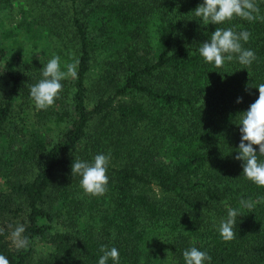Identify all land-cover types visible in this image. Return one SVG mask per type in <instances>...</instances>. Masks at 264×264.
Here are the masks:
<instances>
[{
    "label": "trees",
    "instance_id": "1",
    "mask_svg": "<svg viewBox=\"0 0 264 264\" xmlns=\"http://www.w3.org/2000/svg\"><path fill=\"white\" fill-rule=\"evenodd\" d=\"M31 1L0 0V255L98 264L106 245L119 264H185L196 247L211 256L206 264H264V187L234 159L238 123L264 84V0L254 21L218 25L195 15L203 0ZM216 28L251 34L241 41L255 53L250 67L204 61L199 48ZM54 56L77 77L38 110L30 88ZM91 73L108 94L88 105ZM51 121L64 122L60 133ZM97 154L110 155L109 182L92 197L71 165ZM242 199L256 202L253 212ZM229 208L243 215L226 242L218 228ZM17 224L29 242L19 250Z\"/></svg>",
    "mask_w": 264,
    "mask_h": 264
},
{
    "label": "clouds",
    "instance_id": "2",
    "mask_svg": "<svg viewBox=\"0 0 264 264\" xmlns=\"http://www.w3.org/2000/svg\"><path fill=\"white\" fill-rule=\"evenodd\" d=\"M259 12L255 0H203L195 9V15L200 17L205 25L222 24L240 17L248 21H254ZM250 33L246 30L239 33L231 28H216L212 32L211 38L202 43L199 53L207 63H214L216 67H222L226 61L231 62L234 58L238 60L244 69L251 66L256 59L255 53L251 49H245L241 41L247 42ZM42 79L31 86L30 96L38 110H46L54 105L60 92L63 90L62 80L69 77L76 78L77 70L75 64H68L66 70H61L60 58L52 57L43 66ZM259 96L249 108L243 112L238 125L240 127L241 140L238 146L236 160L243 161V175L257 186L264 187V162L259 160L264 156V84L258 86ZM243 97L237 98V103H241ZM258 146L259 151L254 147ZM110 155L97 154L92 163L82 160H75L71 165V176H79L80 186L86 195L92 197L103 196L107 191L109 177L107 175L110 163ZM241 208H247L253 212L256 202L241 200ZM243 215L237 208H229L227 219L220 222L218 231L224 241L235 239L234 228L237 226V217ZM11 227V226H9ZM25 227L17 224L10 233V240L13 246L19 250L28 247V240L23 235ZM4 229L0 228V235ZM102 255L98 264H119L120 253L117 248H108L102 245L100 248ZM185 264H206L211 261V256L196 247H191L183 252ZM0 264H9L8 259L0 255Z\"/></svg>",
    "mask_w": 264,
    "mask_h": 264
},
{
    "label": "rangeland",
    "instance_id": "3",
    "mask_svg": "<svg viewBox=\"0 0 264 264\" xmlns=\"http://www.w3.org/2000/svg\"><path fill=\"white\" fill-rule=\"evenodd\" d=\"M20 1H22V0H20ZM26 1L28 3H32L31 0H26ZM61 1L62 0H54V1L51 2V4H53V5H58L59 4V6H62L63 4H62ZM47 47H48L49 50L55 49L53 44H50ZM65 66H67V64ZM94 77H96V74L91 73L90 77L88 78L87 85H88L89 90L86 93V95H87V104L88 105H91V103L94 101V98L95 97H99L101 95H104L105 96V94L106 95L108 94V92H105V90L103 89L102 86H101L102 87V90L105 92V94H103L104 92H102V90L100 89V87L97 84L96 85L91 84V83H93V82L96 81V80H94ZM141 100L145 101V99L143 97L141 98ZM47 125L49 127L48 128L49 129V132L51 134L55 135L56 133H58V132L60 133L61 132V130H62L63 126H64V122H61L60 121L59 123H56V122L51 121V122H48ZM108 149L111 151L112 147H110Z\"/></svg>",
    "mask_w": 264,
    "mask_h": 264
}]
</instances>
